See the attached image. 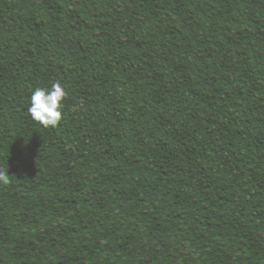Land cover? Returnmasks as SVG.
Returning <instances> with one entry per match:
<instances>
[{"label": "trees", "instance_id": "obj_1", "mask_svg": "<svg viewBox=\"0 0 264 264\" xmlns=\"http://www.w3.org/2000/svg\"><path fill=\"white\" fill-rule=\"evenodd\" d=\"M152 2L0 0L11 45L32 13L43 15L69 98L57 139L81 148L117 140L108 75L122 44L192 15L205 21L190 56L197 87L264 129V0ZM198 26L133 41L114 74L126 136L86 153L62 151L54 128L28 113L33 90L53 84L38 20L20 51L0 44V169L10 177L0 185V264H264V136L193 92L185 53ZM98 111L109 120L94 130Z\"/></svg>", "mask_w": 264, "mask_h": 264}, {"label": "water", "instance_id": "obj_2", "mask_svg": "<svg viewBox=\"0 0 264 264\" xmlns=\"http://www.w3.org/2000/svg\"><path fill=\"white\" fill-rule=\"evenodd\" d=\"M150 5L156 7V5L152 2V0H146ZM34 20H38V35H39V41L40 44L44 50L45 53V58L47 61V65H48V70H49V74L51 77L52 82H58L57 77L55 75V71H54V67H53V63H52V59H51V55H50V51L49 48L46 44L45 38H44V19H43V15L41 13H32L24 22L22 28L19 31V42L17 45H11L9 44L5 39H3L0 36V44L7 49V51L9 52H17L20 51L24 45V34L25 31L27 30V28L29 27V25L34 21ZM192 23H199L198 28L192 33L191 37L188 40L187 43V48H186V53H185V72L187 75V78L190 82L191 88L193 90V92H195L201 99L207 101L208 103H210L211 105H213L214 107H216L218 110H220L221 112H223L224 114H226L227 116H229L230 118H232L233 120L243 124L245 127H247L248 129L264 136V129L260 128L250 122H248L247 120H245L244 118H242L241 116H239L238 114H236L235 112H233L232 110H230L229 108L225 107L224 105H222L221 103H219L218 101H216L215 99H213L212 97L206 95L205 93L201 92L199 90V88L197 87V84L195 82V79L191 73V69H190V56L192 53V48L194 45V42L196 40V38L198 36H200L204 30L205 27V21L204 19L200 16V15H192L189 18H187L184 22L176 25V26H171V27H167V26H150V27H144L142 29H139L137 31H135L134 33H132L127 39L126 41L122 44L118 54L116 55L113 65L109 71V75H108V87H109V93L111 96V99L114 103V106L116 108V112H117V117L119 119V123H120V127L122 129V133L120 135V137L110 143H103V144H98V145H92V146H87V147H69L65 144H62L58 139H57V134L59 133V131L61 130V128L64 126V124L66 123L68 117H69V98L66 95V97L63 99L64 104H65V108H64V115L62 117V120L60 121V123L58 124V126L56 128L53 129L52 133L50 134V140L53 144H55L56 146H58L62 151L67 152V153H86V152H94L97 150H106V149H112L114 147H117L125 138L126 136V125L124 123V116H123V112H122V106L121 103L117 97V94L115 92L114 89V74L115 71L119 65V63L121 62L123 56L125 55L126 51L128 50L129 46L133 43L134 40H136L139 36L147 34V33H156V32H161V33H172V32H178L180 30H183L185 28H187L189 25H191ZM8 60V59H7ZM158 60V57H155V61ZM9 61V60H8ZM10 64H14V62L9 61ZM226 65V70L231 74L234 75L235 72L237 71V62L233 59V58H229L226 60L225 62ZM100 119H103V126H105L108 123L109 120V116L105 111H98L97 113L94 114L93 116V121H94V130L97 129L98 124ZM226 146H229L228 144H224ZM228 158H230V153H228Z\"/></svg>", "mask_w": 264, "mask_h": 264}, {"label": "clouds", "instance_id": "obj_3", "mask_svg": "<svg viewBox=\"0 0 264 264\" xmlns=\"http://www.w3.org/2000/svg\"><path fill=\"white\" fill-rule=\"evenodd\" d=\"M66 95L59 82H54L51 88L37 87L30 96L29 115L44 128H56L62 120V101ZM9 182L7 170L0 169V185H7Z\"/></svg>", "mask_w": 264, "mask_h": 264}]
</instances>
